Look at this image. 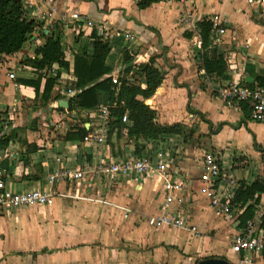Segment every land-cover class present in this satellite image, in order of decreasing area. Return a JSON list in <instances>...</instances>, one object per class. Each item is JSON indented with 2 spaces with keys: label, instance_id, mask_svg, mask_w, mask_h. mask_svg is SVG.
<instances>
[{
  "label": "crops",
  "instance_id": "1",
  "mask_svg": "<svg viewBox=\"0 0 264 264\" xmlns=\"http://www.w3.org/2000/svg\"><path fill=\"white\" fill-rule=\"evenodd\" d=\"M30 1L35 3L38 0ZM43 1L48 7H55L58 13L66 15L78 13L81 20L71 22L67 27L56 23L49 27L48 24L41 22L31 39L18 52L4 56V64L0 68V93H4L10 85L12 99L2 105L7 112L10 107L20 109L23 105L35 104L34 89L18 83L16 79L36 77L35 68L26 60L35 59V49L42 45L44 39L53 32L55 25H58L55 33L61 34L64 59L69 63L67 70L60 71L59 79L52 89V96L57 97L55 105L52 100L47 103V107L52 111L51 116L55 120L41 119V125L45 130L42 138L32 137L31 134L19 135L16 131L15 138L19 140H13L8 144L9 147L18 149L20 152L19 158L13 161L9 168L10 185L13 191L44 188L46 176L58 168L71 170L80 167L90 168L118 157L135 156L133 146H125L121 136L117 137L116 130H113L112 135L108 137V143L99 147L90 146L79 140L64 139L66 132L74 126L82 125L87 128L86 123L90 119H87L85 114L95 109L72 112L56 110L60 100L68 101L71 96L67 94L68 90H78L76 93L83 90V88L73 90L65 85H71L75 81L73 55L79 51L89 55L93 52L91 33L94 29L85 27L86 19L95 22L106 21L112 29L131 32L136 40L132 47L136 48L141 55L144 52L151 54L155 51L159 54L161 51H166L162 57L156 55V63L162 66L159 69L164 74V79L155 93L146 100V103L156 111L160 124L180 123L174 111H178L180 120L184 119L182 111L186 109L190 101L195 111L202 115L206 114L208 119L204 116L203 118L212 123L211 129L215 130L214 127L221 124L217 132L210 133L208 125L205 122L200 123V131L210 136L211 150L219 152L228 162L240 160L245 162L244 167L232 169L238 182L251 183L259 176H264L261 163V151L264 150V122H254L243 118L237 105H226L216 95L213 98L209 92L211 90L215 92L231 81L254 86L258 85L257 77L264 79V0L251 2L194 0L192 7L176 3L153 2L143 9L137 6L139 0ZM186 10H191L195 28H190L183 18ZM203 19L213 22L218 27L212 33V43L224 53L229 80L204 74L199 57L197 54H191V51L197 53L199 50L200 39L196 32V24ZM220 28L225 30L223 34H219ZM188 33L190 36H186ZM129 44L119 38L112 40L105 63L110 68V72L100 79H116L122 76V54L127 51ZM211 55L215 56L214 50H211ZM9 68L16 74L14 80H9L7 77ZM54 69L56 72L55 67ZM55 72L51 74L48 71V74L55 76ZM127 78L144 87L143 78L135 75L134 72ZM13 83L18 85V90H13ZM38 104L39 102L37 106ZM38 107L35 110L41 111L42 108ZM163 107H166L165 111H160ZM188 117L187 124L191 118L194 121L193 114ZM241 119L244 120L243 124H239ZM54 123L60 124L61 127H54ZM48 126L55 129L53 128L52 131L45 129ZM122 135L127 138L125 133L122 132ZM165 139L167 138L164 137L161 141ZM174 139L176 143L183 144L176 148L182 152L175 156L176 171L179 169L189 173V177H194L192 173L196 171L195 164L200 150L197 152L187 150L185 144L189 138L184 140L182 136H178ZM118 141L120 142L117 143ZM141 143L145 146L142 155L155 154L165 145V142L160 140L149 143L141 141ZM25 144L30 145L27 152ZM112 144L115 146V153H113ZM117 146L120 147V153ZM3 162H6L8 166L7 161L0 163ZM177 175H179L178 172L175 177ZM191 185L194 189L200 187L196 181H192ZM52 192L55 195L49 203L33 207L35 209L28 208L26 212L23 209L26 217L22 220L15 216L16 221L13 222L15 231L7 233L13 238V246L18 247L17 257L13 258L12 264H23L21 261L23 255H27L30 259L35 257L30 264H136L132 254L133 246L129 247V245L133 243V240L139 242L138 238L142 235L145 239L140 238V242L144 240V246L157 245L150 253L147 264H160L166 246H176L185 254L193 253L196 255L194 264L207 258L225 259L230 264L239 263L240 257L231 251L230 239L242 229L238 227V217L244 210L233 213L230 217L224 216L210 208L208 200L198 191L194 201L188 206L189 218L197 228L198 237H193L186 231L166 228L148 233V229H151L147 226V231L141 226L142 231L136 229L134 232L133 222H136L140 215L154 214L159 207L160 184L154 178L144 180L113 178L108 181L103 177L85 176L80 180L59 183L54 186ZM255 204L260 209H264V194L259 196V202ZM206 210L211 211L214 214L212 215L221 221V227L208 224L205 220L207 217L202 215ZM3 216L0 214V217ZM197 220L200 222L197 223ZM199 225L203 227L204 232L199 231ZM219 228L222 232L220 236L224 239L218 238ZM212 231L213 234H211ZM135 233L141 235L138 237ZM164 233L171 236L172 242L164 241L160 236ZM177 238L187 246H191V242L200 244L195 251L185 252L176 243ZM222 242L227 245L226 249L223 248ZM208 248L209 250L212 248V255L206 254ZM169 258L171 264H174V257ZM151 259L153 261H150ZM256 260L264 264V252Z\"/></svg>",
  "mask_w": 264,
  "mask_h": 264
},
{
  "label": "built area",
  "instance_id": "2",
  "mask_svg": "<svg viewBox=\"0 0 264 264\" xmlns=\"http://www.w3.org/2000/svg\"><path fill=\"white\" fill-rule=\"evenodd\" d=\"M27 11L29 19L36 23L48 24L49 27L54 23L67 27L71 22L81 20L78 13L70 15L58 13L55 7H48L43 0L32 3L30 0H19ZM162 3H176L182 6L192 7L194 0H157ZM253 0H247L251 2ZM259 1V0H258ZM184 20L190 28H195V22L191 10H186L183 15ZM85 27L92 28L97 35L109 41L114 38L123 39L130 43L127 51H131L133 43L136 42L135 36L127 31L112 29L106 21L95 22L91 19L84 21ZM224 29H218L219 34L224 33ZM4 55L0 54V68L4 64ZM54 67L49 73H54ZM50 74V75H51ZM9 80H14L15 72H7ZM117 79H112L113 83L119 84ZM13 90H18V85L13 83ZM78 91V90H77ZM76 90H68V95H75ZM219 98L229 106L245 103L248 107L249 119L254 122H264V86H249L238 81H231L218 89ZM107 104H101L95 107L92 112L85 114L88 120L87 132L82 138V142L97 147L106 145L110 132L112 121L111 108ZM7 112L0 104V113ZM40 115V113H39ZM6 123L0 130V137H3L8 129L10 122ZM122 123H128L127 113L121 116ZM52 124V123H50ZM54 123V127L60 128V124ZM164 147L155 154L145 153L140 157L123 156L109 162L98 163L94 167H80L76 170L67 168H58L46 176L45 187L31 188L19 192L11 188L9 168L11 163L20 156L18 149L9 146L0 148V162L7 161L8 166H0V214L11 213L18 210L42 206L50 202L55 195L52 189L55 185L72 180H80L85 176L103 177L105 180L114 179H146L154 178L160 184L161 199L157 212L146 216L145 224L151 230L166 228L175 231H186L198 237V231L195 225L190 221L188 206L196 197V192L201 193L208 200L209 207L218 213L230 217L233 213H240L245 206L232 209L230 200L238 184L237 177L232 173L233 168L244 167L245 162L226 161L219 152L215 150L200 151L196 161V171L194 177H189V173L177 170L175 156L182 154L176 148L183 146L180 142H175V137H166ZM171 138V139H170ZM11 141L9 142V144ZM176 146V147H175ZM179 168V167H178ZM178 172L179 175L175 177ZM183 173V175H180ZM192 181L199 183L200 187L194 189ZM254 205V217L248 220L246 226L238 230L230 239V248L233 253L238 255V264H249L262 256L264 252V227L261 225V218L264 215V209H260L257 204Z\"/></svg>",
  "mask_w": 264,
  "mask_h": 264
},
{
  "label": "trees",
  "instance_id": "3",
  "mask_svg": "<svg viewBox=\"0 0 264 264\" xmlns=\"http://www.w3.org/2000/svg\"><path fill=\"white\" fill-rule=\"evenodd\" d=\"M153 2L158 1L139 0L137 6L143 9ZM27 15V11L19 0H0L1 55L9 56L18 52L39 27L40 24L29 19ZM57 26L55 25L53 32L44 39L42 45L35 49V59L26 60L35 68L36 77L33 79H16L18 83L34 89L35 101L39 102L38 105H46L50 100H56L57 97L52 96V89L59 79L60 71L69 68L68 61L64 59L61 34L55 33L58 29ZM217 28L213 22L207 19L197 22L196 32L200 39V46L196 54L200 59L204 74L229 80L224 53L212 43V33ZM186 36H190V34L188 33ZM91 37L93 39L92 54L79 51L73 55L75 81L71 83L70 88L73 90L83 88V90L69 97L67 109L57 107L56 110L62 112L89 111L101 104L112 106L110 108L112 121L109 137L113 130L117 131V137L125 130L124 133L127 138L133 142V154L136 157L142 156L145 147L141 141L155 142L168 136H182L184 140L191 138L195 132L194 128H188L182 123L160 124L156 120V111L145 103L164 79V74L156 64L157 56L141 55L134 47L131 51H124L121 59L122 76L117 79L119 84H116L112 82L111 78L100 79L110 72V68L105 63L111 49V43L100 38L95 30L92 31ZM211 50H214L215 56L211 55ZM51 67H55L57 70L55 76L48 74ZM132 72L143 78L144 87L128 80L127 76ZM98 79L100 80L98 81ZM256 83L259 86H264V79L257 77ZM237 107L241 110L243 118L249 119L247 104L238 103ZM124 113H127L128 123L121 122V116ZM193 113L203 119L208 125L210 133L219 130L221 124L213 130L211 129L212 123L204 119L200 112L193 111ZM4 116L6 117L5 111L0 113V130L6 123ZM243 123L244 120L241 119L239 124ZM16 131L8 127L5 135L0 137V148H5L10 141L17 140L15 138ZM86 132V128L77 125L66 132L64 139L81 141ZM25 146H27L25 148L27 152L30 145L25 144ZM261 153L264 171V150ZM0 166L6 168V162L0 163ZM261 194H264V176H259L251 183L238 182L229 202L232 209L245 206L244 211L238 217V227L244 228L248 220L254 217L255 211L252 202H259ZM261 225L264 227V215L261 218Z\"/></svg>",
  "mask_w": 264,
  "mask_h": 264
},
{
  "label": "rangeland",
  "instance_id": "4",
  "mask_svg": "<svg viewBox=\"0 0 264 264\" xmlns=\"http://www.w3.org/2000/svg\"><path fill=\"white\" fill-rule=\"evenodd\" d=\"M191 48H193L191 46ZM162 49V47H161ZM144 51V49H142ZM161 51V50H159ZM166 51H161L159 54H157L155 51L152 52L151 54H149L148 52H144L142 53L144 56L145 55H159V57H162V55L165 53ZM191 54H196V52H192ZM157 64V63H156ZM157 66L159 68H161L162 66L157 64ZM12 71L11 68L8 69L7 72ZM67 87L70 88V85L67 84L65 85ZM211 96L214 98V95L218 96V90L217 91H209ZM12 99V94H11V89H10V85L9 88H7L4 93H0V104L3 105V103L5 104L6 102L11 101ZM53 105H55V100H52ZM39 106V105H38ZM37 106V102L35 101V104H31V106H21V108L19 109L18 107H10L8 112H6V117L4 116V119H7L8 122L11 121V125H8V127H10V129H14L18 131V134H23V136H27L28 134H31L32 137H41L44 135L45 130L43 128L42 124V120H48V119H53V121L55 120V118H52L51 114L52 111L49 110V108L47 107L48 105H40V107ZM3 107V106H2ZM42 108L41 111L35 110L36 108ZM55 107V106H54ZM188 107V108H187ZM206 108V105H205ZM166 107H163L162 110L160 109V111H165ZM193 111H195L194 107L192 106V104L190 103V101L188 102L186 109L182 111V114L185 116L184 119L180 120V116H178V111H174V114L177 115L176 119L177 121H180V123L185 124L188 128H193L195 129V132L193 134V136H191V138L187 139V143L185 144L187 150H193V152H197L198 150L200 151H210L212 148L209 147V134H204L200 131V123L204 122L203 119L201 117H199L197 114L193 113ZM167 112V111H166ZM40 113V115H39ZM194 115V121L188 122V124L186 123L187 118L189 119V115ZM35 115V116H34ZM15 116V117H14ZM196 116V117H195ZM203 116L207 118L206 114H203ZM36 117V119H35ZM42 119V120H41ZM156 120L158 122V117L156 116ZM80 122V121H79ZM54 128V127H53ZM53 128H51V126H48L45 129H49V130H53ZM215 128V127H214ZM55 129V128H54ZM125 130H123L122 132L124 133ZM202 133V134H200ZM46 135V134H45ZM22 136V137H23ZM121 138H122V142H124L125 146H133V142L131 140H129L128 138H124L122 137V133L120 134ZM120 141H118L117 143H119ZM124 147V146H123ZM134 147V146H133ZM118 152L120 153V147L117 146ZM112 150L113 153L116 152L115 150V146H113L112 144ZM121 154H119L120 156ZM123 157V156H122ZM35 209V208H32ZM29 210V209H28ZM27 209H25L24 211H28ZM23 212V210H18L15 212H11L9 214L7 213H3L2 215H4L3 217H0V264H12V260L13 258L17 257V248L16 246H13V238L10 235H7V233H9L10 231H15L13 229L14 227V223L16 220L14 219L15 216H17L19 219H24L26 217V213ZM213 213L211 211H203V216H206L207 218L205 220H207L208 224H212L213 226L215 225H220L221 227V221H219L217 218H215L213 215ZM148 215V214H147ZM147 215H140L139 218L137 219L136 222H133V225L135 227L134 232L136 231V229H138V231H142L141 230V226L142 229H146L147 231V227L145 225V220H146V216ZM200 221L197 220V223H199ZM213 222V223H212ZM199 231L204 232L205 230L203 229L202 226H198ZM219 237H222L224 239L221 232V228H219ZM148 233L153 232V230H149L147 231ZM211 234H213V231L211 232ZM136 236L141 235V234H136ZM162 238L164 239V241L167 242H172V238L171 236H169V234L164 233L162 235ZM139 237V236H138ZM141 239H145L144 236H140ZM140 238H138L139 242H136L133 240V243L130 246L132 247V254L133 257L135 258V263L136 264H147L148 261L147 259L149 258V255L151 252H153L152 250L154 249V247H157V245H153V246H147V245H143L144 240H142L140 242ZM176 243L179 244L180 247L183 248V250L185 252H193L195 251L198 247L199 244L197 242H191V246H187L185 245V243L183 241H181V239H175ZM223 243V242H222ZM227 245L225 243H223V248H227ZM16 247V248H15ZM16 250V252H15ZM130 251V250H129ZM150 251V252H149ZM212 248L211 250H209L208 248V252H206L207 255H212ZM174 257L173 259H175V263L174 264H194L193 260L194 258H196L193 253L192 254H185L183 253L182 250H179L178 247L176 246H166L165 248V252H163V257L162 260L160 261V264H171V260L169 257ZM191 257V259H190ZM155 258V257H153ZM152 258V259H153ZM188 258V259H187ZM200 257H198L199 259ZM35 257H31V259L27 256V255H23L21 257V261H23V264H30L33 263ZM150 261H153V260ZM19 260V257H18ZM260 262L262 263V261H258L255 260L253 262V264H260Z\"/></svg>",
  "mask_w": 264,
  "mask_h": 264
},
{
  "label": "water",
  "instance_id": "5",
  "mask_svg": "<svg viewBox=\"0 0 264 264\" xmlns=\"http://www.w3.org/2000/svg\"><path fill=\"white\" fill-rule=\"evenodd\" d=\"M58 107L59 108H62V109L68 108V101H66V100H60L58 102ZM197 264H230V263L227 260H225V259L207 258V259L200 260Z\"/></svg>",
  "mask_w": 264,
  "mask_h": 264
}]
</instances>
